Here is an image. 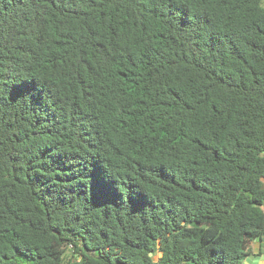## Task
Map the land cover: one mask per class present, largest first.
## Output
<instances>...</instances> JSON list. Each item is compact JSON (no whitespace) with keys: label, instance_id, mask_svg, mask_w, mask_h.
Returning a JSON list of instances; mask_svg holds the SVG:
<instances>
[{"label":"trees","instance_id":"1","mask_svg":"<svg viewBox=\"0 0 264 264\" xmlns=\"http://www.w3.org/2000/svg\"><path fill=\"white\" fill-rule=\"evenodd\" d=\"M261 2L0 0V264L242 263Z\"/></svg>","mask_w":264,"mask_h":264},{"label":"crops","instance_id":"2","mask_svg":"<svg viewBox=\"0 0 264 264\" xmlns=\"http://www.w3.org/2000/svg\"><path fill=\"white\" fill-rule=\"evenodd\" d=\"M252 251L254 255L264 260V237L261 241H254L252 244Z\"/></svg>","mask_w":264,"mask_h":264},{"label":"water","instance_id":"3","mask_svg":"<svg viewBox=\"0 0 264 264\" xmlns=\"http://www.w3.org/2000/svg\"><path fill=\"white\" fill-rule=\"evenodd\" d=\"M256 241V239H254ZM260 257H257L254 255V252L251 251L249 255H247L241 264H264V260L259 259Z\"/></svg>","mask_w":264,"mask_h":264},{"label":"rangeland","instance_id":"4","mask_svg":"<svg viewBox=\"0 0 264 264\" xmlns=\"http://www.w3.org/2000/svg\"><path fill=\"white\" fill-rule=\"evenodd\" d=\"M261 6H264V0H262ZM157 256H159V254H157Z\"/></svg>","mask_w":264,"mask_h":264}]
</instances>
